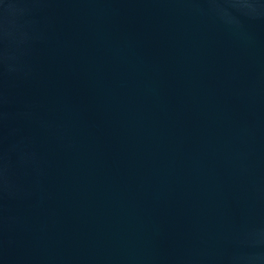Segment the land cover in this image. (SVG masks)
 I'll use <instances>...</instances> for the list:
<instances>
[{"label": "water", "instance_id": "water-1", "mask_svg": "<svg viewBox=\"0 0 264 264\" xmlns=\"http://www.w3.org/2000/svg\"><path fill=\"white\" fill-rule=\"evenodd\" d=\"M0 264H264V0H0Z\"/></svg>", "mask_w": 264, "mask_h": 264}]
</instances>
